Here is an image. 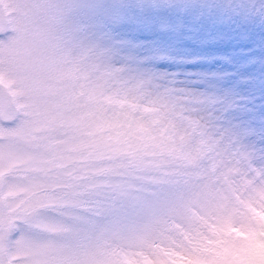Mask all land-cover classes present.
Instances as JSON below:
<instances>
[{
    "label": "snow or ice",
    "instance_id": "1",
    "mask_svg": "<svg viewBox=\"0 0 264 264\" xmlns=\"http://www.w3.org/2000/svg\"><path fill=\"white\" fill-rule=\"evenodd\" d=\"M75 7L0 0V264H264V166L210 127L217 99L126 79Z\"/></svg>",
    "mask_w": 264,
    "mask_h": 264
},
{
    "label": "rangeland",
    "instance_id": "2",
    "mask_svg": "<svg viewBox=\"0 0 264 264\" xmlns=\"http://www.w3.org/2000/svg\"><path fill=\"white\" fill-rule=\"evenodd\" d=\"M114 2L74 0L70 19L85 27V42L126 79L164 74L215 97L210 127L227 130L264 166V0H180L151 19L111 16Z\"/></svg>",
    "mask_w": 264,
    "mask_h": 264
}]
</instances>
